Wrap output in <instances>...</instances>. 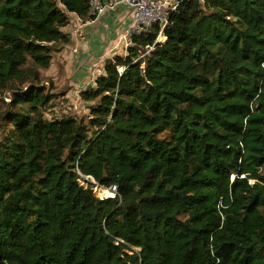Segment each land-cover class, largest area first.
I'll return each mask as SVG.
<instances>
[{
    "label": "trees",
    "instance_id": "trees-1",
    "mask_svg": "<svg viewBox=\"0 0 264 264\" xmlns=\"http://www.w3.org/2000/svg\"><path fill=\"white\" fill-rule=\"evenodd\" d=\"M90 2L0 0V264H264V0H180L84 120L41 78Z\"/></svg>",
    "mask_w": 264,
    "mask_h": 264
},
{
    "label": "rangeland",
    "instance_id": "rangeland-1",
    "mask_svg": "<svg viewBox=\"0 0 264 264\" xmlns=\"http://www.w3.org/2000/svg\"><path fill=\"white\" fill-rule=\"evenodd\" d=\"M81 25L82 24H78L76 26L71 23L68 29L72 34L71 37L73 41L71 46L66 47L61 53L56 55L51 67L48 70L42 71L41 80L42 84L49 88L50 92H55V95L58 96L53 105L56 113L63 114V111H66L85 120L87 119V110L85 109V105L79 100V93L102 71L104 58H112L116 55H121L122 57L126 56L127 45L130 43V36L126 39H122L128 28L124 30V33L119 34L121 31L118 32V30L122 26H116L113 29V34H115V36L110 34L108 37H105V34L102 35L101 33L102 43H97L96 36L100 32L96 27H92L89 32L90 35L87 33V35H89V41H87L84 35L85 31L81 28ZM75 39H77V41H75ZM162 40L163 36L161 35L158 41L162 42ZM82 43L85 48H82ZM92 50L93 54L90 58L91 65H88L89 63L86 65L78 56L80 58L84 56L87 57L86 53ZM102 58L103 60L100 63V59ZM2 102L7 104L9 102V97L5 96V94L0 95V106L4 107L1 105ZM81 182L85 186L94 184L92 179L85 177H82ZM92 190L99 198L110 196L104 195L107 194L104 193L106 190L104 188L93 187Z\"/></svg>",
    "mask_w": 264,
    "mask_h": 264
},
{
    "label": "built area",
    "instance_id": "built-area-1",
    "mask_svg": "<svg viewBox=\"0 0 264 264\" xmlns=\"http://www.w3.org/2000/svg\"><path fill=\"white\" fill-rule=\"evenodd\" d=\"M180 0H91L89 18L87 21L90 24L95 20L106 14L107 12L116 10L118 8H125L130 18V25L123 35L122 39L131 37L132 35H140L145 33L152 25H160L163 30L167 24L169 15L175 11ZM79 24L81 21L79 19ZM130 40V38H129ZM131 44L127 45V47ZM115 186L104 191V195L113 197L115 194Z\"/></svg>",
    "mask_w": 264,
    "mask_h": 264
},
{
    "label": "crops",
    "instance_id": "crops-1",
    "mask_svg": "<svg viewBox=\"0 0 264 264\" xmlns=\"http://www.w3.org/2000/svg\"><path fill=\"white\" fill-rule=\"evenodd\" d=\"M76 22V16L72 15V18H71V23L75 24ZM131 21H130V18L128 16V12L125 8H118L116 10H113V11H110V12H107L106 14L98 17L94 23L90 24L88 22H81L80 24L81 25V28H83V30L85 31L84 32V35L86 36L87 38V41H89V35H90V28L92 27H96L98 30H99V34L96 36L97 37V43H102V39H101V36L105 34V37H108L110 34H112V36H115V34H113V29L116 27V26H122L121 28H119L118 32L121 31V33L119 34H122L124 33V30H126L128 28V26L130 25ZM79 23H76L75 25L77 26ZM80 26V25H79ZM80 28V27H79ZM69 27L66 29V32L68 33H71L70 31H68ZM81 30V29H80ZM106 30V31H104ZM109 30V31H108ZM87 33L89 35H87ZM102 33V35H100ZM107 34V35H106ZM72 35V34H71ZM73 41V40H72ZM75 41H77V39H75ZM95 42V43H96ZM81 43V42H80ZM83 45V43H82ZM94 47V46H93ZM82 48H85V46L83 45ZM79 49V47H78ZM92 54H93V50L90 51V52H87L86 53V56L87 57H83V58H80L78 56V58L80 60H82L83 63H85L87 65V63H89L88 65H91V57H92ZM89 55V56H88ZM106 58H109V57H106ZM105 59V58H104ZM90 60V61H88ZM103 58L100 59V63L102 62Z\"/></svg>",
    "mask_w": 264,
    "mask_h": 264
}]
</instances>
